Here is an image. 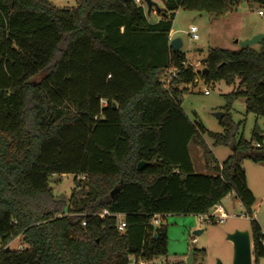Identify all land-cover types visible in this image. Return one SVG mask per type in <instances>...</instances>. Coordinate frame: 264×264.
Masks as SVG:
<instances>
[{
  "label": "trees",
  "instance_id": "trees-1",
  "mask_svg": "<svg viewBox=\"0 0 264 264\" xmlns=\"http://www.w3.org/2000/svg\"><path fill=\"white\" fill-rule=\"evenodd\" d=\"M243 1L264 5L160 0L150 13L158 20L149 22L134 0H77L70 8L0 0V264L148 261L167 251L154 214L202 215L229 194L250 216L255 198L240 162L264 165V130L255 125L249 140L236 137L224 113L223 132L208 133L232 148L219 164L180 98L200 74L232 85L225 98L243 97L245 111L264 118V37L258 51L209 49L200 71L169 46L178 9L220 15ZM190 143L210 172L194 171ZM54 174L74 175L66 205L51 195ZM103 209L124 215L122 232L114 216L100 218ZM15 238L20 250L7 247ZM250 239L255 264L264 257L256 221Z\"/></svg>",
  "mask_w": 264,
  "mask_h": 264
},
{
  "label": "rangeland",
  "instance_id": "rangeland-1",
  "mask_svg": "<svg viewBox=\"0 0 264 264\" xmlns=\"http://www.w3.org/2000/svg\"><path fill=\"white\" fill-rule=\"evenodd\" d=\"M57 8L75 7L77 0H47ZM162 8L160 0H155ZM258 10L264 12V5L240 2L231 11L220 15L207 12L178 9L170 31L171 39L179 38L182 42L181 51L185 54L187 63L194 66L196 71L202 69V61L207 52L212 48L237 51L240 46L236 42L242 41L243 35L249 38L257 34L264 35V17L257 14ZM151 22L157 21L156 13L148 16ZM193 25L197 29V40H192L187 34L189 27ZM255 51L259 50V44L252 45ZM167 72L163 80L167 82ZM197 82L186 86L187 91L180 98V107L187 117L199 123L205 133L202 135L208 149L215 161L221 164L232 153L228 145H215L208 133H222L224 127L214 116V113H226L233 124L237 127L236 137L242 136L249 140L251 132L256 125L264 130V118H256L254 114L245 111L243 97L227 100L233 86L224 81L206 82L201 75L197 76ZM208 93L205 94L204 91ZM229 103V104H228ZM189 153L193 168L196 173L210 172L202 158L201 151L194 144H189ZM245 171L247 186L252 192L255 203L251 208V214L246 218L245 210L239 200L233 194L227 195L221 200L224 210L230 216L223 223L214 221L206 222L200 215L194 214H167L160 218V225L167 231V251L165 255L155 256L150 260L137 257V262L143 264H187L186 260L191 250L193 264H232L233 244L228 240V235L234 231H247L251 237V222L256 221L264 234V165L256 163L248 157H243L240 162ZM74 186V175L51 176L49 187L51 195L61 199L65 205ZM60 201V200H59ZM65 212L61 209L58 213ZM235 214L236 216H231ZM201 233L195 235V231ZM20 245V238L10 242V248L14 249ZM129 264H136L133 258ZM253 264V259H252ZM255 264H264V257L257 259Z\"/></svg>",
  "mask_w": 264,
  "mask_h": 264
},
{
  "label": "water",
  "instance_id": "water-1",
  "mask_svg": "<svg viewBox=\"0 0 264 264\" xmlns=\"http://www.w3.org/2000/svg\"><path fill=\"white\" fill-rule=\"evenodd\" d=\"M146 9V16H149L153 8H158L159 5L155 0H142ZM263 34H255L249 39L237 41L240 47H251L252 45L258 44L262 39ZM170 49L173 52L179 51L182 46V42L179 38L171 39L169 42ZM205 71V69H203ZM214 116L220 120L223 116V113H214ZM146 165L145 162H139L137 168L141 170ZM114 192H111L113 194ZM201 233V230L195 231L194 234L198 235ZM228 240L233 244V257L232 264H252L251 256V239L249 232L247 231H234L228 235ZM193 254L194 251L191 250L189 256L186 260L187 264H193ZM216 264H222L220 261H217Z\"/></svg>",
  "mask_w": 264,
  "mask_h": 264
},
{
  "label": "built area",
  "instance_id": "built-area-1",
  "mask_svg": "<svg viewBox=\"0 0 264 264\" xmlns=\"http://www.w3.org/2000/svg\"><path fill=\"white\" fill-rule=\"evenodd\" d=\"M136 3L138 4H143L142 0H134ZM257 14L261 17H264V12L262 10H258ZM187 34L190 36V38L192 40H197L198 39V35H197V29L195 26L191 25L187 31ZM171 40L170 37V33H169V42ZM167 82H165L162 79V83L164 84V86H168L169 80L172 76H174V70L173 69H169L167 71ZM197 82V79L194 80V83ZM205 94L208 93L207 90L204 91ZM259 147L264 148V139L261 141ZM58 175V174H54L53 176ZM65 174H60L59 176H64ZM81 176H77V178H80ZM245 217L248 218V214L245 212ZM100 218H103L105 216H114L116 218V230L119 232H122L126 226V223L124 221V215L123 214H119V213H110L107 209H103L100 214H99ZM203 218V221L206 222H210V221H214L216 223H223L224 220L229 217L230 215L227 214L224 210V207L222 206L221 202L216 203L215 205L212 206L211 209H209L208 212H206L205 214L200 215ZM231 216H236L235 214H232ZM162 216L160 214H154L151 218V224L158 226L160 224V218ZM82 225H85V222H82ZM8 248H10V246H7ZM12 249V248H11ZM14 249H21V246H17ZM133 258L134 262L136 264H143L142 262H137V258L134 256H130V259Z\"/></svg>",
  "mask_w": 264,
  "mask_h": 264
},
{
  "label": "crops",
  "instance_id": "crops-1",
  "mask_svg": "<svg viewBox=\"0 0 264 264\" xmlns=\"http://www.w3.org/2000/svg\"><path fill=\"white\" fill-rule=\"evenodd\" d=\"M152 14H153V13H152ZM148 21H149V22H151L149 19H148ZM154 22H156V21H154ZM254 32H256V31H254ZM254 32H252V33L250 32V33H249V35H246V34H245V35H243V36H242V38H243L242 40L249 39V37H248V36H251V34H254ZM256 34H257V33H256ZM252 36H253V35H252Z\"/></svg>",
  "mask_w": 264,
  "mask_h": 264
}]
</instances>
